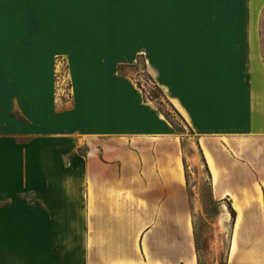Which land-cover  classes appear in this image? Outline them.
Instances as JSON below:
<instances>
[{
    "label": "crops",
    "instance_id": "1",
    "mask_svg": "<svg viewBox=\"0 0 264 264\" xmlns=\"http://www.w3.org/2000/svg\"><path fill=\"white\" fill-rule=\"evenodd\" d=\"M263 13L4 0L0 264H198L182 139L137 85L139 60L194 132L212 199L235 210L227 264H264Z\"/></svg>",
    "mask_w": 264,
    "mask_h": 264
},
{
    "label": "rangeland",
    "instance_id": "2",
    "mask_svg": "<svg viewBox=\"0 0 264 264\" xmlns=\"http://www.w3.org/2000/svg\"><path fill=\"white\" fill-rule=\"evenodd\" d=\"M260 26L264 43V13ZM59 66L60 70L57 73V80L61 82L59 88L64 87L65 90L62 91L66 93L69 87L67 78H63L66 66L65 63H59ZM131 70L135 74L134 79H136L137 85L143 89L144 94L157 104L159 110L168 112L174 119L175 133L182 139L198 264H227L232 220L225 216L227 204H220L211 197L210 178L199 157L194 132L179 118L164 95L159 94L152 78L146 71L144 62L137 61ZM154 91H157L156 96L153 95Z\"/></svg>",
    "mask_w": 264,
    "mask_h": 264
},
{
    "label": "trees",
    "instance_id": "3",
    "mask_svg": "<svg viewBox=\"0 0 264 264\" xmlns=\"http://www.w3.org/2000/svg\"><path fill=\"white\" fill-rule=\"evenodd\" d=\"M170 105L172 107V109L175 111V113L179 116V118L190 128V126L188 125V123L185 121V119L183 118V116L178 112V110L173 106V104L170 102ZM161 111V110H160ZM161 113L164 115V117L171 123V125L176 128L175 125V121L174 119L171 117V115L168 112L165 111H161ZM191 129V128H190ZM192 130V129H191ZM204 160V157H203ZM184 167H185V171H186V177H187V168H186V164L184 162ZM208 175L211 177L209 171H207ZM188 182V179H187ZM227 208L231 214V218H232V222L235 219L236 213L235 210L233 209V207L231 206V204L229 202H227Z\"/></svg>",
    "mask_w": 264,
    "mask_h": 264
},
{
    "label": "snow or ice",
    "instance_id": "4",
    "mask_svg": "<svg viewBox=\"0 0 264 264\" xmlns=\"http://www.w3.org/2000/svg\"><path fill=\"white\" fill-rule=\"evenodd\" d=\"M4 3V0H0V6H2ZM0 32H2V16H0Z\"/></svg>",
    "mask_w": 264,
    "mask_h": 264
},
{
    "label": "water",
    "instance_id": "5",
    "mask_svg": "<svg viewBox=\"0 0 264 264\" xmlns=\"http://www.w3.org/2000/svg\"><path fill=\"white\" fill-rule=\"evenodd\" d=\"M156 92H157V91H156ZM156 92L154 91V94H153V95H155V96H156V95H157V94H156Z\"/></svg>",
    "mask_w": 264,
    "mask_h": 264
}]
</instances>
